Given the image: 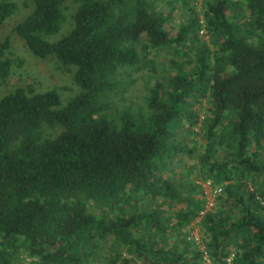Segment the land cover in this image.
I'll return each mask as SVG.
<instances>
[{
    "label": "trees",
    "instance_id": "obj_1",
    "mask_svg": "<svg viewBox=\"0 0 264 264\" xmlns=\"http://www.w3.org/2000/svg\"><path fill=\"white\" fill-rule=\"evenodd\" d=\"M69 3L70 30L49 41ZM24 4L13 34L79 92L0 98V264H202L188 234L206 210L199 182L221 188L199 223L211 263L264 264V0H209L202 18L190 0ZM175 4L190 13L171 34ZM17 11L0 0V31ZM10 49L0 37V87ZM137 72L154 81L146 109L111 117L119 77Z\"/></svg>",
    "mask_w": 264,
    "mask_h": 264
},
{
    "label": "rangeland",
    "instance_id": "obj_2",
    "mask_svg": "<svg viewBox=\"0 0 264 264\" xmlns=\"http://www.w3.org/2000/svg\"><path fill=\"white\" fill-rule=\"evenodd\" d=\"M18 5V11L10 19L3 30L0 31V37L5 38L6 36L11 37V49L10 59L13 62L12 76L9 81L0 87V98L7 94L14 92L16 89L22 88L28 90L27 87L31 86L38 92L55 91L58 93L61 101L65 103L71 98L78 95V88L73 84L72 77L73 71H67L66 68L58 66L54 60L42 61L33 57L30 52L25 48L23 42L15 36L12 32L13 26L21 21L28 13L27 7L24 4V0H10ZM193 8H195L198 16L203 17L202 11H204L205 3L209 0H190ZM161 7V4L159 5ZM76 9L75 3H69L65 10L66 22L59 35L49 38V41H58L70 30L72 25V15ZM168 11L164 7V12ZM190 11L180 9V4L174 5V18L173 24L170 29V33L174 34L177 28L181 27L188 19ZM206 31V30H205ZM199 38L211 46L210 36L201 35ZM172 52L165 50L158 56H154L156 73L153 79H158L165 82L167 77L171 73V68L168 65V61L172 59ZM124 84L119 89V93L114 98L112 103L111 112L113 118H116V114L119 111H127L131 109L133 113H137L140 110L146 109V98L148 94V87L154 81L149 76V73L137 72L135 75H126L122 73L119 77ZM48 133V130L46 131ZM253 179V177H251ZM246 191H252L251 181L244 188ZM210 198L215 200L213 194ZM207 201V200H206ZM96 209H91L95 212ZM24 256L23 259H27Z\"/></svg>",
    "mask_w": 264,
    "mask_h": 264
},
{
    "label": "built area",
    "instance_id": "obj_3",
    "mask_svg": "<svg viewBox=\"0 0 264 264\" xmlns=\"http://www.w3.org/2000/svg\"><path fill=\"white\" fill-rule=\"evenodd\" d=\"M200 34L201 35H205L206 34V31H205L204 27L200 31ZM198 184L202 187V189L204 191V196H205V198L207 200L206 201V210L203 213H201V217H202L205 213L210 212V210H212V208L214 206V199L210 198L211 194H213L214 197H216V195L221 193V188H213L211 182H206V183L199 182ZM201 217L197 218L188 227L189 240L201 252L202 264H212L211 261H210L209 255L206 252L205 245H204V242H203V232L201 231V228H200V225H199ZM233 261H234V256H231L227 260L226 264H233Z\"/></svg>",
    "mask_w": 264,
    "mask_h": 264
}]
</instances>
